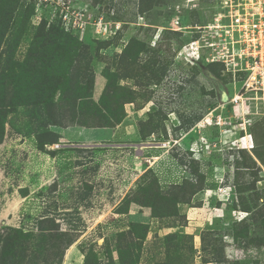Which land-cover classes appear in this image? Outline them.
Masks as SVG:
<instances>
[{
  "label": "rangeland",
  "instance_id": "374dc122",
  "mask_svg": "<svg viewBox=\"0 0 264 264\" xmlns=\"http://www.w3.org/2000/svg\"><path fill=\"white\" fill-rule=\"evenodd\" d=\"M195 3L81 0L79 33L0 0V264H264V143L193 129L223 89L175 59Z\"/></svg>",
  "mask_w": 264,
  "mask_h": 264
},
{
  "label": "built area",
  "instance_id": "2783aa9c",
  "mask_svg": "<svg viewBox=\"0 0 264 264\" xmlns=\"http://www.w3.org/2000/svg\"><path fill=\"white\" fill-rule=\"evenodd\" d=\"M37 7L36 19L50 9L58 14L60 22L68 26L71 18L78 22L77 31L84 32L90 16L81 0H33ZM201 0H188L195 3ZM210 22L190 27L191 39L182 45L175 59L190 70H202L206 66L219 67L224 79L227 101L216 95L218 102L194 130H211L216 142L213 145L236 148L251 154L255 139L251 128L264 122V0H213ZM196 4V3H195ZM95 27H103V18H96ZM174 31H182L176 17ZM230 86L232 96L225 89ZM204 144L209 148L205 138ZM257 163V167L263 170Z\"/></svg>",
  "mask_w": 264,
  "mask_h": 264
},
{
  "label": "trees",
  "instance_id": "16d2710c",
  "mask_svg": "<svg viewBox=\"0 0 264 264\" xmlns=\"http://www.w3.org/2000/svg\"><path fill=\"white\" fill-rule=\"evenodd\" d=\"M194 71H197L194 70ZM205 71H207V73H209L210 75H212L217 81H219L221 83V86L222 88L224 87V79L220 76L219 74V67L217 66H206L205 67ZM261 129H263L262 131H260ZM251 132L252 134H254V139H257L259 142H261L262 144L264 143V122L263 121H260V122H257L256 124L253 125V127L251 128ZM257 169V168H256ZM15 232H11L12 236L10 237H14L16 238V242L19 243V244H22V245H25V242H22L16 234H14ZM9 234V235H11ZM28 237H32L31 235L28 236ZM27 237V238H28ZM26 241V240H25ZM31 241V240H30ZM29 241V242H30ZM33 241H35L33 239ZM35 243V242H34ZM36 245V243L34 244ZM30 246V245H29ZM2 251H3V248H2Z\"/></svg>",
  "mask_w": 264,
  "mask_h": 264
},
{
  "label": "water",
  "instance_id": "95a60500",
  "mask_svg": "<svg viewBox=\"0 0 264 264\" xmlns=\"http://www.w3.org/2000/svg\"><path fill=\"white\" fill-rule=\"evenodd\" d=\"M202 70H205V68H202ZM208 74V73H207ZM220 96H221V100L223 102H226L227 101V97H226V94L224 92V89H222L220 92H219Z\"/></svg>",
  "mask_w": 264,
  "mask_h": 264
},
{
  "label": "bare ground",
  "instance_id": "6f19581e",
  "mask_svg": "<svg viewBox=\"0 0 264 264\" xmlns=\"http://www.w3.org/2000/svg\"><path fill=\"white\" fill-rule=\"evenodd\" d=\"M20 205H21V202L16 201V202H14V204H12L11 209H13V211L19 210Z\"/></svg>",
  "mask_w": 264,
  "mask_h": 264
}]
</instances>
